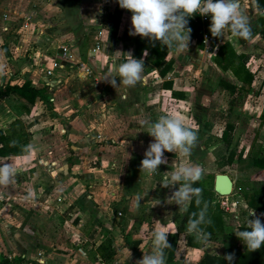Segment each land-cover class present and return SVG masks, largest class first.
<instances>
[{
	"label": "crops",
	"instance_id": "0c3cea01",
	"mask_svg": "<svg viewBox=\"0 0 264 264\" xmlns=\"http://www.w3.org/2000/svg\"><path fill=\"white\" fill-rule=\"evenodd\" d=\"M240 3L249 18L253 35L259 37L255 43L234 39L227 30L221 38L213 37L209 30L210 17L198 14L201 25L200 45L190 37L188 48L179 52L175 48L164 46L166 53L163 59L154 65L150 46L149 49H142L137 57L134 56L135 37L141 39L139 43L145 41L148 44L149 40L139 35H129L130 11L121 9L119 22L111 29L112 13L115 7L119 8L116 0H0V85L28 80L31 85L49 87V84L54 85V79L59 81V84L52 87L56 88L55 92H58L56 95L60 100L49 96V101L53 103L51 107L56 108L48 112H57L56 119L61 120L65 127L64 130L61 128L63 137L60 140L65 148L69 145L70 152L64 149L60 154L62 161L50 164L43 162L41 165L47 167L45 169L51 177L57 171L64 175L58 179L59 184H63V190L70 188L78 193L72 196L75 205L77 204L74 217L71 221L65 219L70 227L64 231L68 240L50 241L51 239L39 237L35 241L34 235L44 231L34 225L31 219L25 228V234H18L21 236L20 243H14L13 249L25 248L30 253L38 246L42 250V255L39 256L41 258L24 257L21 252L15 257L24 258L26 264H104L94 249L103 238H107L119 264H136L144 254L152 252V233L157 230L175 233L173 258L165 264H197L203 251L216 253L213 250L216 248V241L206 242L203 247L185 243L190 234L187 231L188 225L184 222V212L173 205L163 203L160 210L154 212V218L149 215V209H159V206L150 205L152 197L148 193L147 182L149 178L163 180L166 173L171 175L181 165H199L204 172L213 173L211 179L218 173L227 174L233 186L236 183L246 192L255 191L264 184V168L252 166L249 157H246L248 152L250 156L264 155V125H258V115L264 102V0H240ZM27 17H30V28L23 35H18V31H24L20 26ZM33 31L35 34H32ZM95 43H98L99 51L93 59L88 60V49ZM222 43L228 44L235 55L242 56L240 63L252 75L249 87L233 75L236 67L215 63L214 56ZM62 44H67L78 59L88 63L90 77L78 76L66 65L56 70L54 77L46 79L43 76L42 69L48 64V58ZM129 52L134 58L144 59L145 81L134 88H127L122 84L113 88L103 78L118 68ZM72 74L81 79L74 88L68 84ZM116 80L119 84L120 78L116 77ZM220 80L248 89L241 105H229V94L219 85ZM69 88L73 89V93ZM11 99L13 104L9 101ZM22 103L23 101H17L13 96L0 98V128H5L13 119L19 118L32 140L37 135L32 131L37 122L34 118L37 110L46 111L50 105L47 107L38 100L32 106L24 102L29 110L23 111ZM102 109H105L104 113H101ZM116 109H121V118L114 114ZM245 113L247 115L243 116ZM164 114L179 116L185 126L197 132V144L191 156L165 151L167 163L160 165L158 172L148 174L150 177H147L140 171L145 150L134 149L129 153L130 160L124 162L129 173L125 177H119L121 175L118 176V169L125 167L121 162L125 151L114 145L117 144L114 138L119 135L124 138L126 129L122 132L115 128V124L128 119L137 127L141 121H155ZM217 114L221 118L216 123ZM248 116L253 130L249 141L243 144L242 132L237 136L236 133L240 121ZM226 121H232L234 125L227 144H224L218 138ZM97 126L98 130L101 126L106 130L104 138H101L103 132H99ZM215 126L218 129L212 134ZM139 128H135V131ZM146 130L147 127L144 126L138 132L145 133ZM199 139H202L203 144L198 143ZM152 141L153 138L149 135V144ZM230 149L235 156L239 154V159L233 158L227 164L225 159ZM34 153V149L28 145L26 154L8 157L17 161L25 159L20 167L32 174L35 167L28 160L32 159ZM242 165L252 168L248 179H235L225 171L227 166L232 169ZM175 186L178 188V185ZM233 186L230 194L236 197L237 203L227 214L221 216L224 237L220 243L229 238L226 235V225L233 228L236 226L237 230L238 225L245 223L251 210L239 191L233 193ZM119 192H122L120 196ZM63 195L65 196L60 194ZM138 196L143 197L137 205ZM62 199L66 201L64 205L68 200L70 203L72 201L67 197ZM70 206L69 203L66 205L67 208ZM161 211L165 212L161 214ZM255 213L258 216L264 213V202L262 209ZM147 215L152 222L145 228L142 218ZM260 219L264 223V216H260ZM235 228L233 231H236ZM49 234L51 236V232ZM232 235L236 241L238 237L235 232ZM72 236L75 238H71ZM139 238L141 241L134 245ZM227 245L224 243L222 247L227 253L237 249L236 245H230L229 248L232 249L229 250ZM127 248L132 255L126 262L124 256Z\"/></svg>",
	"mask_w": 264,
	"mask_h": 264
},
{
	"label": "clouds",
	"instance_id": "9594fccd",
	"mask_svg": "<svg viewBox=\"0 0 264 264\" xmlns=\"http://www.w3.org/2000/svg\"><path fill=\"white\" fill-rule=\"evenodd\" d=\"M121 9L131 12V30L129 35H139L148 38L150 42L159 43L168 48H175L177 52L188 48L191 29L187 27L188 17L194 14L209 16L211 23L210 33L213 37L221 38L227 30L234 39H243L250 44L255 43L259 37L254 36L250 21L241 7L240 0H116ZM144 59H137L129 52L126 60L118 68L113 69L103 81L113 88L123 85L134 88L145 81ZM116 77L120 78L117 84ZM141 126L147 127L146 132L153 138L144 152V158L140 162V171L146 174H155L160 165L167 163L165 151L179 152L181 156H191V152L197 144V132L188 128L179 116L169 114L161 115L155 121H141ZM203 168L199 165H181L171 176H165L162 187L178 185L167 203H175L181 212H186L193 197L196 204L201 203L202 190L193 187L203 178ZM14 175V169L7 163L0 166V186L8 185ZM143 196L137 197V205ZM161 202L152 199L150 205L155 207ZM188 222L187 231L195 234L198 240H202V230L199 226L204 223L205 210L199 214L193 213ZM252 208L245 221L246 228H237L235 235L246 245L249 252L257 251L264 245V223ZM249 217H252L251 219ZM168 231L157 230L152 233L153 250L149 254L136 261V264H165L164 250L171 247L168 240ZM131 251L127 248L124 259L131 257ZM228 264H232L233 254L224 256Z\"/></svg>",
	"mask_w": 264,
	"mask_h": 264
},
{
	"label": "rangeland",
	"instance_id": "374dc122",
	"mask_svg": "<svg viewBox=\"0 0 264 264\" xmlns=\"http://www.w3.org/2000/svg\"><path fill=\"white\" fill-rule=\"evenodd\" d=\"M23 23H21V26L24 31H18V35H23L25 31H27L26 27L23 26ZM20 25V24H19ZM35 31L32 32V34ZM37 34V32H36ZM79 79L76 74H72L71 79L68 81L69 85L74 88V86L78 83L79 84ZM52 88V89H51ZM66 88V87H65ZM48 90V96L53 97L57 101L60 100V97H58V92L56 93V88L55 87H49ZM70 92L73 93V89H70ZM77 95V94H76ZM75 96V94H74ZM70 104L72 103L70 98H66ZM13 104V100H9ZM50 108H48L46 111H38L36 115L34 116L35 118V126L32 128V131L37 133V135L31 140V138L28 141V145L31 146L34 149V154L32 155V159L28 160L32 162V167H35L33 170L32 174L25 171V169H21L20 164H22V160L17 161L13 157H0V166H2L4 163L9 164L13 169H14V175L8 185H2L0 186V259L3 258H17L15 257L18 252H21L24 257H35V258H41L39 256L42 255V250L40 247L37 246V248L33 252H26L25 248L14 250L13 249V244L16 243L19 245L21 236L18 234H25V228L26 226L30 223L31 219H33L34 225H37L41 228V231H44L42 234H35L34 239L35 241L39 240V237H45L48 240L55 239L56 241L61 240V241H66L68 240V237H65L64 231L67 229H70L69 223L65 221V219H68V221H71V219L74 217V213L76 212L75 207H77V204L75 205L72 196H75L77 191H73L70 188H65L66 190L62 189L63 184H59L60 178L63 176L56 172L54 177L49 176V171L43 167L41 164L43 162L47 163H57L63 158H60L61 152L65 149L67 152H70L68 146L65 148V145L63 142H61V138L63 137V132L61 131V128L64 130L65 127H63L61 120L56 119L57 117V112L52 111L48 112L49 110L51 111L52 108V101H48ZM49 105L47 107H49ZM74 108V106H73ZM98 108V107H97ZM76 109V108H75ZM43 110V108H42ZM105 109H102L101 113H104ZM45 113V114H42ZM55 114V115H54ZM114 114L119 116L121 118V109H116L114 111ZM247 115V113L243 114V116ZM219 116L217 114L216 117V123L219 120ZM38 118V119H37ZM243 118V117H242ZM26 121V120H25ZM29 124V123H28ZM135 123H132L128 119L120 120L117 124H115V128L120 129L122 132L125 131V137L122 138V135L117 136L114 138V141H117V145L122 151H125V153H122V158L123 160L121 161L124 163L125 161L130 160L129 153L133 151L134 149H141V150H146L149 145V135L147 132L140 131L143 127L139 128L141 125L137 126L139 129L138 131H135V126H133ZM60 125V126H59ZM103 125V124H101ZM111 125V124H110ZM98 130V126L96 127ZM113 129V128H112ZM218 127L215 126L212 128V134L216 133ZM96 130V131H97ZM134 130V131H133ZM252 128L250 125V118L245 117L243 118L242 121H240L238 128H237V133L236 136L243 134V139L242 143L244 144L246 141H249L250 135L252 132ZM99 132H103L101 138H104L106 130L104 128L98 130ZM118 134H121L120 131H118ZM138 134H140L138 136ZM235 138V137H234ZM31 140V141H30ZM214 141V139L212 138ZM210 140V141H212ZM202 139H199L198 143L203 144L201 142ZM66 152V153H67ZM128 157V158H127ZM62 161V160H61ZM125 167H120L118 169V176L119 174L122 176H127L129 173L128 168L126 167V164L124 163ZM236 171H234V169ZM250 167L247 165H242V166H236L232 167V169L228 166L225 167V171L229 173L233 178L239 179L243 177L249 178V174L251 173ZM203 178L205 179L204 186L205 188H208L209 185L211 184L212 181V188H213V179H208L207 175L211 174L213 176V173H206L203 171ZM167 176H171L170 174L166 173ZM147 177H150L148 174L145 173ZM230 176V177H231ZM231 177V178H232ZM212 178V177H211ZM149 181L147 182L148 186V193L151 195L152 199H159L160 204L157 205L159 209H149L151 213L149 215L154 218L153 214L155 211L160 210L162 207V204H169L167 203L168 198L172 195V193L177 190V187L174 186H169L167 188L162 187L161 183L163 180H153L152 178L148 179ZM72 185V184H71ZM70 192V193H69ZM161 192V193H160ZM60 194H65V196H60ZM71 194V195H69ZM122 192H119L118 196H120ZM62 197H67V199L72 200L71 203L68 202L66 205L69 203L70 208H67L65 204V199H62ZM232 196L230 195L228 197L229 201H234L236 200V197L231 199ZM151 199V201H152ZM217 202L222 200V198H217ZM150 202V200H149ZM219 204V203H218ZM242 204V202H241ZM178 208V206L175 203H171V206ZM156 207V208H157ZM220 208V207H219ZM179 211L181 212L180 208H178ZM221 209V208H220ZM177 210V209H176ZM222 210V209H221ZM70 214H67V213ZM165 211H161L160 213L162 214ZM179 212V213H180ZM228 211H222L220 213L221 216H224L227 214ZM49 214V215H48ZM147 215L146 218H142L145 223V228L148 227L149 223L152 222L150 220V216ZM236 226H234L235 228ZM233 226H228L226 225V235L229 236L227 237L226 241L224 242L225 245L229 244L232 245L233 247L236 245L237 249H232L229 248L227 245V248L232 249L231 253H234V251H237L239 247L242 244V241L239 238H236L237 240H233L232 232L233 231ZM232 229V230H231ZM236 230V228H235ZM49 232H51V236H49ZM144 233V232H141ZM138 236H136L137 238ZM224 237V236H223ZM223 237L217 238L216 240V248L213 249L216 253H219L222 250V247L224 246V243H220L223 241ZM232 237V238H231ZM71 238H75L72 236ZM135 238V239H136ZM38 239V240H36ZM134 239V240H135ZM123 240L126 241V239L123 237ZM141 241V239H138ZM218 248V249H217ZM234 250V251H233ZM22 260L25 261L23 258ZM26 264V262H20V263H15V264ZM104 264H119V260L115 257L112 259L108 260L107 262H103ZM13 264V263H12Z\"/></svg>",
	"mask_w": 264,
	"mask_h": 264
},
{
	"label": "trees",
	"instance_id": "16d2710c",
	"mask_svg": "<svg viewBox=\"0 0 264 264\" xmlns=\"http://www.w3.org/2000/svg\"><path fill=\"white\" fill-rule=\"evenodd\" d=\"M117 6V5H116ZM121 14V8L115 7L112 13V20L110 23L111 29L116 27V24L119 22V17ZM187 27L191 29L190 37L196 39L197 44L201 43V25L199 21L198 14H194L192 17H188ZM136 38L134 40V56L137 57L142 49H149L153 55L152 62L154 65H157L163 59L166 49L163 45L156 42H150L145 44V41L142 43L141 39ZM241 55H235L232 49L228 44L222 43L219 45L216 54L214 56L215 63L221 66L227 67H236L234 69L233 75L237 80H239L243 85L249 84L252 79V75L249 74L240 63ZM235 65V66H234ZM219 85L227 91L229 94V105L239 106L242 104L244 97L248 94V89L241 85V87L236 86L232 83L226 82L224 80L219 81ZM13 96L17 101H23L22 108L23 111H28L29 106L34 104L35 100L40 101L43 105H49V96L47 87L34 86L28 80H23L20 83L6 82L5 84L0 85V98ZM28 104L29 106L25 105ZM258 125H264V102L261 107V112L258 115ZM234 123L232 121H226L224 127L220 131L219 140L224 144H227L230 133L233 129ZM30 138L29 132L24 128L22 121L19 118L13 119L9 122L5 128H0V157L8 156H20L24 155L28 151V141ZM254 141V138H253ZM246 157H249L252 166L264 168V155L262 157L250 156L248 152ZM239 159V154L235 156V153L230 149L226 156V163H231L232 159ZM211 174L207 175L208 179H211ZM205 179H201L197 183L193 184V187L200 188L202 190L201 194V203L199 206L196 204V198L193 197L192 202L189 204L188 209L184 212V222L188 225L190 219L193 217V213L199 214L201 210H205V219L199 228L202 230V240H198L195 234H190L187 236L185 243L189 246L203 247L204 243L210 241H216L217 238L224 236V225L222 223L220 213L222 210L219 208L217 202V195L214 194L212 190V185L210 184L208 188L204 186ZM239 191L240 196L244 200L246 206L249 209H254L255 211H260L263 207L264 202V184L261 188L255 191H244L240 189L239 185L235 183L233 186V193ZM231 196H234L233 194ZM235 198V196H234ZM214 202H211V201ZM237 228L244 230L246 224L243 223L238 225ZM168 240L171 244V247H168L164 250L165 262H170L173 258V252L175 248V240L173 235L168 236ZM140 241L136 240L134 245H137ZM111 242L107 238H103L94 249L95 254L98 255L101 262H107L108 260L114 257L115 251L111 247ZM228 254L225 251H220L219 253H208L203 251L202 255L197 261V264H228V261L224 256ZM233 254L232 264H264V245L257 251L249 252L246 248V245L242 242L241 246ZM25 262L22 258H1L0 264H15Z\"/></svg>",
	"mask_w": 264,
	"mask_h": 264
},
{
	"label": "built area",
	"instance_id": "2783aa9c",
	"mask_svg": "<svg viewBox=\"0 0 264 264\" xmlns=\"http://www.w3.org/2000/svg\"><path fill=\"white\" fill-rule=\"evenodd\" d=\"M30 17H27L23 23V26L30 28ZM99 51L98 43H95L91 48L88 49V60L93 59L95 54ZM63 65H66L69 69L73 70L78 76L84 78L91 76V69L85 61H82L76 57L74 52L70 49L67 44L59 45L58 50L53 56L48 58V64L43 67L42 74L48 79L55 76V71L61 69ZM54 85L49 84V87L59 84V81L54 79ZM47 85V84H46ZM48 87V85H47ZM48 87V88H49ZM228 196H220L222 200L219 201V207L222 211H228L232 206L236 205L237 201H229Z\"/></svg>",
	"mask_w": 264,
	"mask_h": 264
},
{
	"label": "water",
	"instance_id": "95a60500",
	"mask_svg": "<svg viewBox=\"0 0 264 264\" xmlns=\"http://www.w3.org/2000/svg\"><path fill=\"white\" fill-rule=\"evenodd\" d=\"M232 181L227 174L218 173L214 175L213 192L218 196H228L232 190Z\"/></svg>",
	"mask_w": 264,
	"mask_h": 264
}]
</instances>
